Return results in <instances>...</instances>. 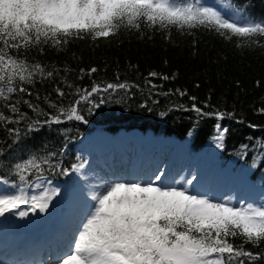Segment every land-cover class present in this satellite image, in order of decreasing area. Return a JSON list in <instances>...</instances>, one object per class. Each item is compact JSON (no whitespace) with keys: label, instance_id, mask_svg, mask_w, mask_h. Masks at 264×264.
<instances>
[{"label":"snow or ice","instance_id":"1","mask_svg":"<svg viewBox=\"0 0 264 264\" xmlns=\"http://www.w3.org/2000/svg\"><path fill=\"white\" fill-rule=\"evenodd\" d=\"M142 28L167 32L166 39H171L173 28L182 33L204 28L226 40L235 37L238 48H264V18L247 14L231 0H0V128L17 143L21 122L26 123L29 132L68 121L88 124L83 105L91 114L107 104L113 94H127L139 85L121 81L117 73L116 82L93 81L90 89L81 88L69 82L67 76H60L61 71H69L67 67L43 63L32 53L43 55L49 49L62 52L74 40H106L121 31L143 35ZM97 71L92 67L87 74ZM80 73L82 78L85 69ZM158 76L169 79L155 71L149 73L151 78ZM57 77L60 84L54 89L56 96L76 97L67 106L32 90L37 82ZM147 83L151 88L158 87L151 79ZM190 99L194 101L192 110L217 119L213 141L223 149L229 128L220 121L233 118L235 113L204 112L196 105V97ZM41 100L55 109V114L44 112ZM21 105L47 118L31 120ZM256 111L264 114V108ZM248 147L242 145L241 154L246 155ZM253 147L257 149L255 166L264 161V141ZM4 155L5 149L0 148V157ZM62 155L63 150L59 153ZM57 156L56 152L32 154L10 167L0 159V169L8 167L18 177L9 182L0 176V217L27 218L47 213L62 189L46 173H75L90 188L73 239L55 264H264V198L237 204L230 197L217 201L192 190L198 179L195 174L190 178L181 176L171 184L165 182L167 174L162 169L147 179L95 172L89 175L87 159L79 158L65 168Z\"/></svg>","mask_w":264,"mask_h":264},{"label":"trees","instance_id":"2","mask_svg":"<svg viewBox=\"0 0 264 264\" xmlns=\"http://www.w3.org/2000/svg\"><path fill=\"white\" fill-rule=\"evenodd\" d=\"M231 2L253 17L264 18V0ZM142 31L143 35L135 31H121L115 37L95 42L90 38L74 40L62 52L52 49L43 55L33 52L32 56L43 63L60 69L67 67L69 71H61L60 76H67L69 82L81 88L90 89L93 81L116 82L117 73L121 81L127 80L139 87L132 88L127 94H113L107 104L94 109L91 114L88 113V106L83 105L82 111L89 120L88 124L68 121L59 125H44L39 131L29 132L26 123L21 122L17 143H13V138L0 128V148L5 149L4 157L0 159H4L10 167L32 154L56 152L57 158L63 161V167L69 168L82 158L75 147L81 134L99 128L115 132L121 127H137L142 131L150 130L157 137L173 135L182 140L178 146H172L177 159L180 157L194 162V167L198 169L213 164L226 181L244 177L248 183L264 188V161L253 166L257 155L253 146L264 141V114L256 111L264 108V48H238L235 37L226 40L204 28L183 33L173 28L171 39L165 38L167 32L148 28H142ZM261 42L264 43V38ZM92 67L98 71L89 76L87 70ZM80 69H85L82 78ZM153 71L169 79L149 77ZM149 79L158 87L151 88L147 83ZM58 84L59 77L37 82L32 90L39 92L41 97L48 95L51 100L67 106L76 97H57L54 89ZM177 90L187 94L181 96ZM190 97H196V105L204 112L220 110L235 113L233 118L220 121L222 126L229 128L223 149H218L213 141L217 119L192 110L194 101ZM32 99L35 101V96ZM40 105L44 112L55 114V109L49 108L43 100ZM21 110L27 112L31 120L47 118L37 116L26 105H21ZM240 120L243 123L238 122ZM249 124L260 127L251 128ZM184 140L187 146H183ZM245 144L249 145L246 155L241 154V146ZM62 150L63 155L59 156ZM8 167L0 169V176L17 180L18 177L11 174ZM46 175L66 184L75 182L77 176L75 173L69 176Z\"/></svg>","mask_w":264,"mask_h":264},{"label":"rangeland","instance_id":"3","mask_svg":"<svg viewBox=\"0 0 264 264\" xmlns=\"http://www.w3.org/2000/svg\"><path fill=\"white\" fill-rule=\"evenodd\" d=\"M212 2L213 0H209V3ZM85 137L87 143L84 141ZM122 140L126 141L127 144L129 143L126 150L128 152L127 158H122L123 156L115 157L111 153L116 147L117 141L121 142ZM180 143H182V140H177L173 135L157 137L151 134L149 130L147 132H140L137 127H121L115 132L101 128L82 134L77 138L75 147L78 154L82 155L83 159L89 161V175L95 172L103 176H115L116 178L147 179L157 172L158 169H162L167 174L165 182L168 184H171L173 180L179 179L181 176L190 178L191 174H195L198 179L194 182L192 190L196 193H206L217 201L230 197L232 203L237 204L241 200L254 202L264 198V189L261 186L254 187L251 183L247 184L241 179L238 180L239 177L233 181H226L220 177V171H217L213 164L203 165L201 169H198V167H194V162L190 163L188 160L181 159L180 157L176 160L175 156L170 160L169 156H174L175 153L172 146H178ZM186 144L187 142L183 141V146H186ZM49 178L52 179L56 186L62 189V193L67 198L63 202V208L59 211L55 220L48 219L45 227L41 228V231L35 232L32 236L33 240H30L33 244L30 251L23 252V255L16 256L13 254L9 257V252L4 253L5 249H3L0 253V262L1 257L8 258L3 264H15L12 263L14 262L12 261V257L14 256L24 258L25 261L20 264H55V260L71 243L73 233L76 231L80 215L86 203L85 201L90 194V188L81 181L79 176L76 177V181L72 184H65L58 179ZM8 181L11 182L10 180ZM74 209H77V212H74ZM10 216L12 215L0 217V243H3L5 247L11 242L23 243L25 241L26 245L31 244L27 241L30 236L26 239L14 237V234L15 236L17 234L15 231L17 225L13 221L12 223L8 222ZM63 222L68 224L67 229L70 226L73 231L66 232L64 230L65 233L60 232V234H63L62 238L61 236L58 238V235L54 237L56 240L53 237L50 238L51 250L48 249L50 255L46 259L43 258V255L46 254L41 252L43 248L39 247L40 244L35 240L43 239L49 229H53L57 225L63 224ZM8 231L12 232L13 240L7 235Z\"/></svg>","mask_w":264,"mask_h":264},{"label":"bare ground","instance_id":"4","mask_svg":"<svg viewBox=\"0 0 264 264\" xmlns=\"http://www.w3.org/2000/svg\"><path fill=\"white\" fill-rule=\"evenodd\" d=\"M95 135V134H94ZM93 135V136H94ZM125 135V134H124ZM89 138V137H87ZM106 140V139H104ZM84 141L87 143V139L85 137ZM124 142V144L126 145V141L122 140ZM105 142V141H104ZM116 142V141H115ZM129 144V143H128ZM125 145L123 147H125ZM110 146V145H109ZM101 148V147H100ZM107 149V148H106ZM110 150V149H109ZM97 157V156H96ZM102 157V156H101ZM99 158V157H98ZM103 161V160H102ZM114 163V162H113ZM124 164V163H123ZM103 166V165H102ZM90 168V166H89ZM122 168V167H121ZM115 170V169H114ZM124 171V170H123ZM111 175V174H110ZM114 175V174H113ZM136 176V175H135ZM67 198L65 196V194H63L61 192V195L56 198L53 202V206L50 208V210L47 213H39V214H35L32 215L30 214L29 217L27 218H19L16 216H10V218L8 219L9 223H12V221L17 225V229H15L16 231V236L14 234V237H18L19 239H26L27 237H29V240L27 239V241L30 242V240H33L32 236L35 234V232L37 231H41V228L43 229L46 225V222L48 219H54L58 216L59 211L63 208V202L66 201ZM86 202V201H85ZM70 205V202H69ZM71 207V206H70ZM77 210V209H76ZM75 209L73 210L74 212H77ZM12 218V220H11ZM39 229V230H38ZM71 234V233H70ZM7 235L12 238V232L11 233H7ZM69 235V234H68ZM60 237V236H59ZM58 237V238H59ZM62 238V237H61ZM13 239V238H12ZM15 239V238H14ZM35 239V238H34ZM26 241V242H27ZM65 241V240H64ZM54 242V241H53ZM58 242V241H57ZM23 246L19 244L15 245V244H10L5 248V245L2 243H0V253L2 252V250L5 248L4 253H8L9 252V257H11V255H23V252H27L30 251L32 249L31 246H33V244H28L26 245L25 241H23ZM67 244V242H66ZM50 242L46 243L45 245H43L41 248L42 249V253H45L46 255H43V258H47L49 257L48 255H50V251L48 252V249L51 250L50 248ZM12 257V263L15 264H20L21 262H24V258L20 257ZM30 256V255H29ZM7 259H4L3 257H1V262L7 261ZM41 260V259H40ZM11 262V261H10ZM8 264V263H7ZM27 264V263H26ZM30 264V263H29Z\"/></svg>","mask_w":264,"mask_h":264}]
</instances>
